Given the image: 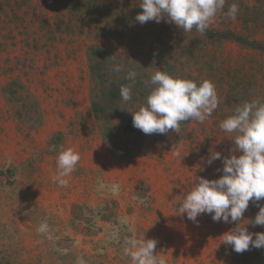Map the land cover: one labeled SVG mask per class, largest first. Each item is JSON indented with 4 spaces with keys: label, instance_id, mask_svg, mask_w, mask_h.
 Listing matches in <instances>:
<instances>
[{
    "label": "rangeland",
    "instance_id": "374dc122",
    "mask_svg": "<svg viewBox=\"0 0 264 264\" xmlns=\"http://www.w3.org/2000/svg\"><path fill=\"white\" fill-rule=\"evenodd\" d=\"M232 3L235 19L225 15ZM142 11L138 0H0V264H132L126 242L143 236L165 264H264V248L237 253L221 238L236 227L264 233L252 223L264 199L232 223L177 210L195 177L219 179L223 158L239 155L219 124L264 102V51L219 37L264 45V0H226L203 34L166 18L141 25ZM90 57L110 81L114 63L138 73L129 102L145 104L144 81L160 70L211 81L218 107L179 133L125 134L93 115ZM61 148L80 154L66 186L53 180ZM213 152L221 159L209 164Z\"/></svg>",
    "mask_w": 264,
    "mask_h": 264
},
{
    "label": "clouds",
    "instance_id": "9594fccd",
    "mask_svg": "<svg viewBox=\"0 0 264 264\" xmlns=\"http://www.w3.org/2000/svg\"><path fill=\"white\" fill-rule=\"evenodd\" d=\"M226 0H138L142 13L135 20L143 25L148 21L160 23L162 20L174 23L184 32L195 29L203 34ZM239 10L237 3H232L225 14L236 18ZM118 61L114 55L109 58ZM112 71H124V65L114 63ZM138 73L129 69L125 79L132 84ZM152 86L146 96L145 104L131 112L133 127L146 135L166 134L169 130L179 133L183 121L195 120L203 123L218 107L215 85L204 80L197 82L180 77H173L167 72L157 70L144 81ZM123 102L132 99V85H122L119 89ZM219 127L232 134L235 147L230 155L223 158V175L216 180L195 177V185L183 196L177 206L179 214H186L193 222L201 214H211L214 222L232 223L241 220L249 206V201L259 202L264 199V102L254 100L236 107L233 115L224 119ZM52 150V149H50ZM221 159L219 152L211 154L208 163ZM80 154L73 148L61 150L57 156V174L53 177L59 186H66V177L75 171ZM218 171H221L218 169ZM254 225L264 226V206L260 207ZM255 236V239H253ZM223 244L231 245L237 253L254 248H264V233H249L246 227H236L225 233ZM124 254L130 257L132 264H165L155 253V239L133 238L127 242Z\"/></svg>",
    "mask_w": 264,
    "mask_h": 264
},
{
    "label": "trees",
    "instance_id": "16d2710c",
    "mask_svg": "<svg viewBox=\"0 0 264 264\" xmlns=\"http://www.w3.org/2000/svg\"><path fill=\"white\" fill-rule=\"evenodd\" d=\"M205 32H212V31L206 29ZM219 37H221L220 40L235 41L239 44H247L249 47H251L254 50L264 51L263 44L257 41H253V42L248 41L243 37L238 36L237 34L232 32L220 33ZM92 51L95 54L100 53V49H96V47H92ZM101 60L102 59L100 57L96 60L90 57V73L95 89L91 101V109L94 117L96 118L97 121L111 120V119L117 120L116 123L118 128L121 129V131L125 134L143 133L142 131L133 127L131 112L138 110V108L144 104H142L139 101L125 103L122 101V99H120V91H119L120 87L122 85L131 84L133 91L136 89V85H134L135 83L132 84V82L127 79H124L126 80L125 84L122 83L124 81L123 78L125 77L127 72L126 69L120 72L123 73V76L120 80L117 79L120 76V73H116L113 77V80L110 81L112 77L111 70L108 69L107 65L106 64L104 65L103 61Z\"/></svg>",
    "mask_w": 264,
    "mask_h": 264
},
{
    "label": "crops",
    "instance_id": "0c3cea01",
    "mask_svg": "<svg viewBox=\"0 0 264 264\" xmlns=\"http://www.w3.org/2000/svg\"><path fill=\"white\" fill-rule=\"evenodd\" d=\"M178 223H179V225H178V232L185 231L186 230L185 224L184 223H181L180 221Z\"/></svg>",
    "mask_w": 264,
    "mask_h": 264
}]
</instances>
